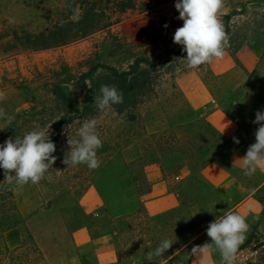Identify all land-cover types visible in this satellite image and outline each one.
I'll list each match as a JSON object with an SVG mask.
<instances>
[{"label":"rangeland","instance_id":"obj_1","mask_svg":"<svg viewBox=\"0 0 264 264\" xmlns=\"http://www.w3.org/2000/svg\"><path fill=\"white\" fill-rule=\"evenodd\" d=\"M176 2L0 0V92L6 97L0 108L12 117L10 123L0 118V144L51 125L49 138L56 145L55 163L37 184L9 182L0 169V204L8 193L13 195L47 264H125L141 244L138 237L129 242L132 218L112 217L104 206L92 208L96 169L64 163L71 150L68 139H79L84 121H97L103 145L97 150L100 165L109 155L121 154L141 188L150 186L145 167L158 163L166 152L185 155L184 186H194L191 179L212 153H202L204 146H231L206 126L201 113L212 104L238 124L240 142H233L234 147L247 151L255 143L259 125L253 121L257 111H264V0H224L220 20L228 36L225 56L194 69L182 59L183 46L167 35L170 27L183 26ZM119 6L131 8L119 13ZM74 9L80 13L78 20L72 19ZM147 14L157 17L159 38L135 46L118 26ZM117 18V23L71 40L85 28ZM143 60L161 65L153 72L158 78L153 93L134 107L126 102L122 113L112 107L99 111L94 97L107 74L105 67L126 71L139 62L143 70ZM225 207L219 204L215 212ZM142 219L135 221L137 233ZM101 236L114 245V256L106 263L96 254ZM244 257L239 254L236 261Z\"/></svg>","mask_w":264,"mask_h":264},{"label":"clouds","instance_id":"obj_2","mask_svg":"<svg viewBox=\"0 0 264 264\" xmlns=\"http://www.w3.org/2000/svg\"><path fill=\"white\" fill-rule=\"evenodd\" d=\"M175 8L179 12L178 18L183 20V26L176 29L173 41L183 46L186 57L182 59L186 61V67L194 69L215 59H222L228 47V36L220 20L224 0H177ZM73 11L72 19L78 20L79 11ZM5 98L4 93L0 92V101ZM123 101V93L109 85H102L100 95L94 97V104L99 111H106ZM0 118L8 123L12 120L3 108H0ZM253 123L259 125L255 132V143L239 158L246 176L254 175L257 170H264V111L256 112ZM50 126L32 130L23 137L9 138L0 144V169L4 170L5 180L22 186L37 184L44 178L56 160V145L49 138ZM96 129L95 119L86 120L78 129L79 139H68L71 150L64 158L66 165L84 164L89 169L99 168L101 162L97 157V150L103 145ZM233 139L237 144L240 142L235 137ZM248 227L244 216L228 212L208 225L206 231L211 242L193 246L191 255L199 260V264H207L209 252L217 250L222 264H235L238 248L246 238ZM172 244L165 239L153 252H149L147 260L150 264L153 256H163Z\"/></svg>","mask_w":264,"mask_h":264},{"label":"crops","instance_id":"obj_3","mask_svg":"<svg viewBox=\"0 0 264 264\" xmlns=\"http://www.w3.org/2000/svg\"><path fill=\"white\" fill-rule=\"evenodd\" d=\"M118 30L135 46L150 45L156 42L160 35L158 20L153 14L129 18L119 24ZM211 104L210 101L206 107ZM201 114L220 139L231 143V146L216 142L206 144L201 152L212 153L195 173L196 180L227 204L228 210L221 217L228 212H235L246 218L249 226L246 238L254 225L264 237V207L254 195L264 186V170H257L252 176L244 175L239 158H242L246 151L233 146V138L238 137L239 126L224 109L212 104L209 110L205 109ZM184 163L185 155L172 151L162 155L158 163L146 166L145 176L150 184V192L141 197L127 162L121 154L113 153L93 175L92 186L96 197L92 200V208L104 206L112 217L117 218L134 214L140 207L146 209L149 214L173 209L178 205L177 186H184L186 183ZM100 238L102 240H99L96 254L106 263L114 256V245L109 239L103 236ZM136 239L137 237L129 242ZM209 240L208 236H202L197 245L210 243ZM189 264H199V260L191 255ZM207 264H222L219 251L209 252Z\"/></svg>","mask_w":264,"mask_h":264},{"label":"trees","instance_id":"obj_4","mask_svg":"<svg viewBox=\"0 0 264 264\" xmlns=\"http://www.w3.org/2000/svg\"><path fill=\"white\" fill-rule=\"evenodd\" d=\"M128 8L131 6H119L118 11L124 13ZM119 21L117 18L114 22L107 20L100 24L97 23L93 27L79 31L71 37V40L87 36ZM143 61L147 66L143 70L139 69V62L126 71L105 67L107 74L100 79L97 96L100 95L102 85L115 86L118 91L123 93L124 98L122 104L112 106L117 112L124 111L123 105L126 102L133 107L139 104L141 99L153 93L158 84V78L153 75V72L161 67V65H154L148 60ZM206 126L216 133L208 122H206ZM237 148L246 151L238 146ZM191 182L194 186H177L178 205L175 208L149 214L146 209L140 207L135 216L128 215L127 218L133 219L129 227L132 234L130 240L138 237L141 244L134 255L129 256L125 264H150L147 260L148 253L153 252L165 239L173 243L171 248L163 256H153L151 264H189L191 250L202 236H207L208 225L228 210L227 204L208 188L202 186L196 180L195 174ZM137 188L141 197L150 192V186L147 188L137 186ZM254 195L264 207V186L259 188ZM5 199L6 201L0 204V264H47L26 228L13 195L8 193ZM219 204L221 206L225 204L226 207L218 213L215 211ZM139 216L143 219L140 231L137 233L138 226L135 221ZM15 238H19L21 241L17 242ZM209 242L211 241L209 240ZM20 253L25 255L21 256ZM137 254H139L138 263L135 262ZM239 254H244L245 257L241 261H235V264H264V237L260 235L256 225L239 246L237 255ZM115 264L121 263L116 262Z\"/></svg>","mask_w":264,"mask_h":264},{"label":"built area","instance_id":"obj_5","mask_svg":"<svg viewBox=\"0 0 264 264\" xmlns=\"http://www.w3.org/2000/svg\"><path fill=\"white\" fill-rule=\"evenodd\" d=\"M176 31V28L175 27H170L167 31V35L168 37L173 40V36H174V33Z\"/></svg>","mask_w":264,"mask_h":264}]
</instances>
